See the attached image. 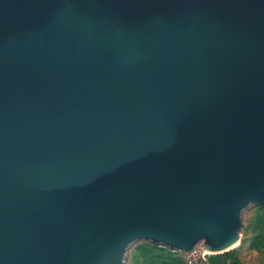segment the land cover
Listing matches in <instances>:
<instances>
[{
    "label": "water",
    "instance_id": "95a60500",
    "mask_svg": "<svg viewBox=\"0 0 264 264\" xmlns=\"http://www.w3.org/2000/svg\"><path fill=\"white\" fill-rule=\"evenodd\" d=\"M250 205L264 0H0V264L220 254Z\"/></svg>",
    "mask_w": 264,
    "mask_h": 264
},
{
    "label": "rangeland",
    "instance_id": "374dc122",
    "mask_svg": "<svg viewBox=\"0 0 264 264\" xmlns=\"http://www.w3.org/2000/svg\"><path fill=\"white\" fill-rule=\"evenodd\" d=\"M259 207L250 205L243 213V227L241 229V237L239 243L229 251H234L236 254L229 260L230 264H264V250H253L250 248V241L253 237V233L246 229L247 224L252 215L258 211ZM151 243L147 241H136L129 249L126 257V264H148L142 257L137 256L134 259V253L140 245H149ZM204 252L201 245L197 247L194 252L181 253L172 252V256L180 259L185 264H201L199 260V253ZM206 254V253H203ZM208 255H205V258Z\"/></svg>",
    "mask_w": 264,
    "mask_h": 264
},
{
    "label": "trees",
    "instance_id": "16d2710c",
    "mask_svg": "<svg viewBox=\"0 0 264 264\" xmlns=\"http://www.w3.org/2000/svg\"><path fill=\"white\" fill-rule=\"evenodd\" d=\"M246 229L253 233L250 248L253 250H264V209L259 208L251 216ZM235 254L234 251H227L220 254L208 255L206 262L201 261V264H230L229 260ZM133 256L134 259L137 256L142 257L148 264H185L180 259L172 256V253L166 248L152 244L140 245Z\"/></svg>",
    "mask_w": 264,
    "mask_h": 264
},
{
    "label": "built area",
    "instance_id": "2783aa9c",
    "mask_svg": "<svg viewBox=\"0 0 264 264\" xmlns=\"http://www.w3.org/2000/svg\"><path fill=\"white\" fill-rule=\"evenodd\" d=\"M197 249V247L195 248V250ZM194 250V251H195ZM194 251H192V252H194ZM191 253V252H190ZM188 254V253H187ZM205 255H207V254H203L202 253V251L199 253V260L201 261V260H203V258H205Z\"/></svg>",
    "mask_w": 264,
    "mask_h": 264
},
{
    "label": "bare ground",
    "instance_id": "6f19581e",
    "mask_svg": "<svg viewBox=\"0 0 264 264\" xmlns=\"http://www.w3.org/2000/svg\"><path fill=\"white\" fill-rule=\"evenodd\" d=\"M202 249H203V248H202ZM203 251H204L203 253H206V254L208 253V251H206L205 249H203Z\"/></svg>",
    "mask_w": 264,
    "mask_h": 264
}]
</instances>
